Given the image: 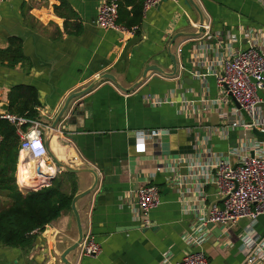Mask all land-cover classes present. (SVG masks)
I'll return each mask as SVG.
<instances>
[{
    "label": "crops",
    "instance_id": "0c3cea01",
    "mask_svg": "<svg viewBox=\"0 0 264 264\" xmlns=\"http://www.w3.org/2000/svg\"><path fill=\"white\" fill-rule=\"evenodd\" d=\"M66 1L69 11L64 16L55 13L60 0L0 3V50H7L11 40L17 39L24 56L15 65L0 60V104L9 105V95L16 87L34 88L39 101L37 119L50 127L66 98L87 88L98 75L110 74L130 89L141 82L148 67L172 74L171 49L179 63L177 76L150 71L130 93L103 81L80 99V110L89 119L79 117L72 127L76 131L70 134L52 130L49 150L64 167L82 172H67L51 160L44 170L61 181L65 193H71L75 182L77 195L94 185V176L87 170L99 176L97 187L78 201L77 209L84 236L94 237L102 252L97 257H80L78 248L67 256L70 264H178L188 250L183 236L197 221L183 210L185 201H195L194 187L185 179L189 164L204 166L210 155H223L237 164L234 149L244 135L233 114L238 109L236 101L216 82L228 54L220 43H226L231 33L233 49L241 52L250 44L240 31L264 35V0H193L204 18L211 19L213 32L222 34L210 40L191 37L200 22L191 0L164 1L147 11L143 8L140 30L125 38L97 26L104 0ZM123 2L132 12L144 0ZM259 95L264 99L263 92ZM147 96L166 102L152 106ZM219 99L225 103L215 104ZM225 122L230 126L228 135L213 132L208 136L209 129H220ZM151 130L163 132L154 143L139 135ZM35 169L33 163L19 166L17 177L24 189L36 180ZM212 178L211 170L201 172L206 209L222 204ZM145 185L157 186L161 195L160 205L148 214L149 227L136 214L134 197ZM250 228L257 237L263 236L264 215L253 225L243 219L235 226L210 229L208 242L202 246L209 263L243 264L242 236ZM78 239L71 209L39 233L31 246H0V264H64L62 255Z\"/></svg>",
    "mask_w": 264,
    "mask_h": 264
},
{
    "label": "built area",
    "instance_id": "2783aa9c",
    "mask_svg": "<svg viewBox=\"0 0 264 264\" xmlns=\"http://www.w3.org/2000/svg\"><path fill=\"white\" fill-rule=\"evenodd\" d=\"M5 1L7 0H0V3ZM164 1L175 0H145L143 8L147 11ZM119 3L120 0H104L99 9L96 24L99 28L113 31L123 38L135 36L140 30L139 27L129 29L118 22ZM197 26L199 29L200 25L197 24ZM201 27L203 32L199 39L210 40L222 36L220 33L213 32L212 22L208 16ZM240 33L249 42L250 47L241 52L234 50L232 44L235 37L228 33L226 43H220V46L227 47L228 54L222 62L223 72L216 79L217 85L224 90L225 94L231 95L240 107L233 110V114L238 118L237 125L244 134L237 141V148L234 149L238 162L234 164L229 157L223 155H210L208 163L204 166L198 162L189 164V173L185 179L188 178L187 184H191L188 185L189 187H194L195 201H185L183 210L185 213L194 215L197 221L183 236L188 250L178 264H210L206 253L202 250V246L208 242L211 235L210 224L231 227L247 219L253 225L260 216L264 215V137L254 133V131L264 133V99L259 95L260 92L264 93V35L255 31H240ZM181 52L178 50L179 54ZM146 101L152 106H160L166 102L152 96H147ZM224 103V99L215 102L218 105ZM242 111L248 115L249 120H245ZM223 119L225 120V117ZM2 120H7L15 126L20 138L17 172L19 173L20 164L33 163L36 166L35 176L38 180L27 189L22 188L16 174L20 190L28 192L36 187H50L54 176L44 170L50 158L43 140L45 132L50 127L39 119L30 120L9 113L5 114L3 105L0 104V122ZM229 129V124L225 122L220 129H209L208 136L210 137L213 132H221L223 136H226L229 134ZM162 134L160 130H151L140 132L139 135L147 142L154 143ZM2 140L0 133V144ZM164 170L169 171L168 166H165ZM205 170L213 172L212 179L218 186L219 196L223 200L220 206L213 207L210 214L205 205L206 194L203 185L199 182L201 172L204 174ZM134 197L136 214L142 215L146 221L145 226L149 227L148 214L160 205V190L157 186L145 185L135 191ZM249 230L242 236L246 250V259L243 264H264V235L257 237L251 228ZM79 250L80 257H97L102 252V246L95 241L94 237L88 235L84 236ZM168 260L169 257L166 255L164 261L167 263Z\"/></svg>",
    "mask_w": 264,
    "mask_h": 264
},
{
    "label": "trees",
    "instance_id": "16d2710c",
    "mask_svg": "<svg viewBox=\"0 0 264 264\" xmlns=\"http://www.w3.org/2000/svg\"><path fill=\"white\" fill-rule=\"evenodd\" d=\"M60 1L61 5L55 7V13L64 16L69 11V5L66 0ZM143 7L144 3L135 6L130 12L123 0H120L119 24L129 29L141 28ZM23 59L21 42L17 39L11 40L7 50H0V60L9 61L11 65ZM38 107V93L34 88L19 86L12 89L9 95L11 115L35 120L38 118ZM0 133L3 137L0 144V246L29 247L47 226L58 221L65 212L71 211L73 199L78 192L77 184H72L70 194L65 193L61 181L56 178L50 187H36L22 192L16 177L20 138L15 126L7 120L0 122ZM3 199L10 201L9 205L3 207Z\"/></svg>",
    "mask_w": 264,
    "mask_h": 264
},
{
    "label": "water",
    "instance_id": "95a60500",
    "mask_svg": "<svg viewBox=\"0 0 264 264\" xmlns=\"http://www.w3.org/2000/svg\"><path fill=\"white\" fill-rule=\"evenodd\" d=\"M191 3L193 4V6L198 10L199 15H200V28L198 30L197 33H195L193 36V38H197L199 37L202 32H203V28L201 27L204 23V15L202 13V11L200 10V7L193 1L191 0ZM121 36V35H120ZM181 37H184L181 36ZM177 39V37L174 38L173 42L171 43V45L174 44L175 40ZM169 56L170 59L173 63V73L172 74H165V72L163 70H161L160 68H153V67H148L144 73H143V78L141 80V82H138L137 84H135V87L130 88V89H125L123 88V86H121L116 78L110 74H103L100 75L99 78H96V80L94 82H92V84H90L87 88H85L84 90L71 94L70 96H68L62 106V108L57 112V114H55V118H53L52 123L50 125L49 130L47 131L46 134V142H45V146L48 150L49 153V158L50 160L56 165L58 166L60 169L62 170H66L67 172L70 173H80L82 171L67 167L64 165H62L58 159L52 154V152L49 150V140L50 137L52 135V130L53 131H61V133L63 134H70L75 132L76 130H72V127L74 126L75 121L79 118L82 117L83 121L89 119V115H87L85 112H82L80 110V108L83 105V102L80 100L83 98V96L87 95L89 92H91L95 87H97L101 82L103 81H110L111 83L115 84L119 89H121L122 91L126 92V93H130L132 92L136 87H138L144 80H146L147 75L150 71H155L158 72L160 74L163 75H169L170 77H175L178 74V69H179V63H178V59L176 57V55L174 53H172L171 49H169ZM186 69V68H184ZM238 108L240 109V107L238 106ZM3 112L5 114L9 113V105L4 104L3 105ZM254 133L259 136V137H264V133H260L258 131H254ZM49 139V140H48ZM90 174H92L94 176V185L92 186V188H90L89 190L78 194L74 197L72 205H71V209L74 212V215L76 217V221H77V227H78V232H79V239L78 241L71 246L70 248H68L64 254L62 255V261L64 264H70V262L67 260V256L76 251L79 246L81 245L83 239H84V231H83V226H82V221H81V217L79 214V211L77 209V203L79 200L85 198L86 196H88L92 191L95 190V188L97 187L98 183H99V176L98 173L95 172L94 170H87ZM223 202V200H222ZM216 204H211L209 209H208V214H210V212L212 211L213 207ZM215 226L213 224L209 225L210 229H213Z\"/></svg>",
    "mask_w": 264,
    "mask_h": 264
},
{
    "label": "rangeland",
    "instance_id": "374dc122",
    "mask_svg": "<svg viewBox=\"0 0 264 264\" xmlns=\"http://www.w3.org/2000/svg\"><path fill=\"white\" fill-rule=\"evenodd\" d=\"M242 114H243L245 120H249V117H248V115H247L245 112L242 111ZM2 202H3V203H2V204H3V207L9 205V203H10V201H8V200H6V199H3Z\"/></svg>",
    "mask_w": 264,
    "mask_h": 264
},
{
    "label": "bare ground",
    "instance_id": "6f19581e",
    "mask_svg": "<svg viewBox=\"0 0 264 264\" xmlns=\"http://www.w3.org/2000/svg\"><path fill=\"white\" fill-rule=\"evenodd\" d=\"M26 165H28V164H20V167L22 168V167H24V166H26ZM28 169H30V167H26V168H25V170H28ZM21 172H22V171H21ZM27 174H28V172H25V173H24V177L27 176ZM35 179H36V180L33 181V182L31 183V186H32L35 182H37L38 178L36 177Z\"/></svg>",
    "mask_w": 264,
    "mask_h": 264
}]
</instances>
